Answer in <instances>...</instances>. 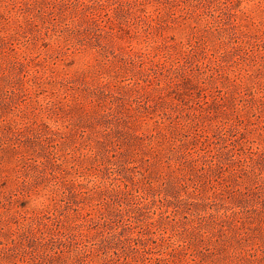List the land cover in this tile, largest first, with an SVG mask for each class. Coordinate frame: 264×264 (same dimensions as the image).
<instances>
[{"label":"rangeland","instance_id":"rangeland-1","mask_svg":"<svg viewBox=\"0 0 264 264\" xmlns=\"http://www.w3.org/2000/svg\"><path fill=\"white\" fill-rule=\"evenodd\" d=\"M0 264H264V0H0Z\"/></svg>","mask_w":264,"mask_h":264}]
</instances>
